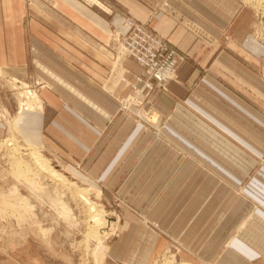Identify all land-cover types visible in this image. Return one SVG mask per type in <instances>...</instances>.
<instances>
[{"label": "crops", "instance_id": "crops-1", "mask_svg": "<svg viewBox=\"0 0 264 264\" xmlns=\"http://www.w3.org/2000/svg\"><path fill=\"white\" fill-rule=\"evenodd\" d=\"M41 1L0 0V72L44 84L37 91L43 109L24 115L20 135L67 160L76 178L116 190L125 202L113 254L128 255L121 259L126 264H150L171 240L214 264H252L264 255V196L252 195L260 208L249 216L214 215L219 185L203 197V184L195 189L188 183L190 175L204 174L205 160L232 177L217 162L218 154L236 161L222 143L253 163L216 129L264 154V46L252 36L249 0H215L211 7L164 0L183 19L158 12L150 27L186 60L168 94L153 97L152 110L167 119L160 136L120 111L118 99L129 93L120 77L134 82L143 69L131 59L114 61L107 50L113 29L126 33L124 15L144 23L152 6L143 0ZM199 15H210L211 24L194 19ZM204 143L212 150L205 151ZM193 190L201 195L190 204ZM106 250L104 245L101 264Z\"/></svg>", "mask_w": 264, "mask_h": 264}, {"label": "rangeland", "instance_id": "rangeland-1", "mask_svg": "<svg viewBox=\"0 0 264 264\" xmlns=\"http://www.w3.org/2000/svg\"><path fill=\"white\" fill-rule=\"evenodd\" d=\"M26 1L31 2V0ZM38 1L43 3L41 0ZM143 1L152 6L150 18L148 21L140 23L124 15L122 26L126 29V33L121 35L114 29L110 33L111 44L107 50L110 52L111 58L117 62L130 59L126 55L123 56L120 50L121 38L129 33L124 22L130 19L137 24L146 25L154 35L175 51L182 58L179 61V67L180 63L186 60V55L158 36L150 25L158 12L176 15L183 19L181 14L165 6L164 0ZM198 1L205 7H211L216 3L215 0ZM238 2L241 3L242 0H238ZM248 2L251 7H247L252 10L255 16L252 36L261 41L264 46V2L261 0H249ZM44 5L47 6L46 3ZM195 18L199 21L202 20L204 25L211 24L210 15H199ZM188 25L203 39L210 40V36L206 32L202 33L198 26L192 23ZM222 35H226L225 32H222ZM118 54L122 56L118 58ZM138 79L141 84L137 82ZM147 80L144 69L134 82H128L124 75L120 77V82H128L126 87L129 89L128 95L118 99L120 111L132 115L140 124L151 130L153 136H160L167 119L159 117L152 110L153 97L168 94V85L166 91L157 87L150 90L143 86ZM43 85L39 81L27 82L20 79H7L0 72V264H101L99 257L103 254L104 245L108 250L104 253L103 264H126L121 259L128 255L117 257L113 254L114 246L119 242V224L125 203L117 191L98 190L97 187L81 181L72 174L70 170L73 168L67 160L61 159L53 150L41 149L33 145L20 135V123L24 117L21 115V111L29 113L31 111H28V108L31 106L35 109L33 112H39V105L43 106V104L40 102L41 99L37 91ZM129 100L136 108L130 109L125 106ZM216 131L223 139H227L244 154L250 156L253 165L249 160L234 154L230 149L228 150L222 143L221 149L234 156L236 161L218 154L217 162L221 168L229 171L232 177L227 176L222 170H217L215 166L213 168L205 160L203 161L204 174L202 176L201 174L190 175L188 183L194 184L195 189H197L196 185L203 184V197L210 192L212 185H219L220 192L217 198L220 202L214 215L233 214L240 217L247 214L249 216L255 207H259V203L254 200L252 195L264 196V189L260 187V184L264 186V178L260 175L261 169L264 168V154L260 156L259 152L250 151L249 144L235 142L223 130L216 129ZM186 136L194 135L189 132ZM166 144L177 148L171 142L166 141ZM253 146L257 147L255 151H259V145L253 144ZM31 147L34 149H30ZM204 150L211 151L212 149L204 143ZM32 151L41 154L50 163V166L64 177L65 181H58L39 171L33 160L30 159L31 155L29 154ZM181 152L185 151L181 149ZM188 152L190 151L188 150ZM183 155L186 156V154ZM17 165L29 169L30 178L33 180L16 177L14 173ZM245 167L250 169L248 173L245 171ZM200 195L201 192L197 190L188 192L187 202L191 204L195 201L194 199L199 200ZM91 206H95L96 210L103 212L105 220L113 226L112 230L101 229V233L97 232L96 234L93 220L95 213L91 210ZM243 206L246 208L242 209ZM148 225L150 226V223ZM104 232L105 234H103ZM162 232L163 237H166V233L163 230ZM123 251L126 250L122 248L121 252ZM190 258L196 262L194 264H214L210 261H201L195 253L189 250L186 252L181 244L171 240H168L165 252L158 257H153L150 264H165L169 261H173L174 264H191L188 262ZM252 264H264V255Z\"/></svg>", "mask_w": 264, "mask_h": 264}, {"label": "built area", "instance_id": "built-area-1", "mask_svg": "<svg viewBox=\"0 0 264 264\" xmlns=\"http://www.w3.org/2000/svg\"><path fill=\"white\" fill-rule=\"evenodd\" d=\"M124 26L128 27L129 33L120 40L123 56L126 55L144 69L148 79L142 83L144 88L151 90L157 87L166 91L168 83L177 78V67L182 58L146 25L128 19ZM137 82L141 84L139 79ZM133 88L136 89L135 86Z\"/></svg>", "mask_w": 264, "mask_h": 264}, {"label": "bare ground", "instance_id": "bare-ground-1", "mask_svg": "<svg viewBox=\"0 0 264 264\" xmlns=\"http://www.w3.org/2000/svg\"><path fill=\"white\" fill-rule=\"evenodd\" d=\"M261 1H263L264 2V0H261ZM119 55V54H118ZM122 55H123V52H122ZM121 55V56H122ZM124 83H128L127 81H125ZM140 84V83H139ZM30 96H31V94H29ZM34 96V95H33ZM30 98V97H29ZM35 99H36V96H35ZM137 100H138V98H136ZM28 101V100H27ZM32 102V101H31ZM41 102V101H40ZM141 102V101H140ZM25 103V102H24ZM29 103V102H28ZM31 104V103H30ZM129 104V105H128ZM23 104H21V106H22ZM24 106V105H23ZM125 106L128 108V107H130V109H132V108H136V107H134L131 103H130V100L127 102V104H125ZM26 107H29V106H27L26 105ZM43 109V106L42 105H39V111H41ZM35 109L34 108H31V106H30V108H28V111H31V112H33ZM26 113L25 112H22L21 111V115H25ZM20 120H21V118H19ZM13 123V122H12ZM11 128V127H10ZM13 130V129H12ZM15 131V130H14ZM15 133V132H14ZM16 134H18V133H16ZM15 134V135H16ZM34 145V144H33ZM11 146V145H10ZM29 146H32V145H30L29 144ZM30 149H32V147L30 148ZM34 149V148H33ZM32 149V150H33ZM17 150H19V149H17ZM28 152H29V150H28ZM14 153V152H13ZM29 155H31V158L30 159H32L33 160V162H34V164H35V166H36V168L39 170V171H42V172H44V173H46V174H48L50 177H52V178H54V179H56V180H58V181H65V179H64V177H62V175L61 174H59L57 171H55L51 166H50V163L46 160V159H44L43 158V156L41 155V154H39L37 151H32ZM19 158V157H18ZM15 159V158H14ZM20 159V158H19ZM20 164V163H19ZM24 167V166H23ZM22 167V165H17V167H16V170H15V173H14V175H16V177H25L26 179H28V180H30V181H32L33 179L32 178H30V174H29V169H24ZM14 170V169H13ZM32 175V174H31ZM23 180V179H22ZM28 185V184H27ZM36 189V188H35ZM99 196V195H98ZM91 210L95 213L94 215H93V220H94V223H95V230H96V234H97V232H99V233H101V229H103V230H109L110 231V229L112 230L113 229V226L108 222V221H106L105 220V218L103 217V212H101V210L100 211H98V210H96L95 209V206H91ZM103 232V231H102ZM94 233V235H95V232H93ZM103 234H105V232L103 233ZM165 264H167V263H165ZM169 264V263H168Z\"/></svg>", "mask_w": 264, "mask_h": 264}]
</instances>
